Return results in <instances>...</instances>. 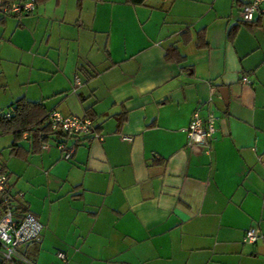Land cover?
<instances>
[{
	"label": "crops",
	"instance_id": "obj_1",
	"mask_svg": "<svg viewBox=\"0 0 264 264\" xmlns=\"http://www.w3.org/2000/svg\"><path fill=\"white\" fill-rule=\"evenodd\" d=\"M33 1L0 8V111L20 98L91 107L102 138L42 156L56 216L17 200L43 224L31 263L63 251L71 264H264V13L241 22L250 0ZM210 100L211 147L190 146ZM57 221L74 228L56 237ZM251 226L261 237L245 243Z\"/></svg>",
	"mask_w": 264,
	"mask_h": 264
},
{
	"label": "built area",
	"instance_id": "obj_2",
	"mask_svg": "<svg viewBox=\"0 0 264 264\" xmlns=\"http://www.w3.org/2000/svg\"><path fill=\"white\" fill-rule=\"evenodd\" d=\"M35 7L33 0L0 2V8L4 14H24ZM264 13V0H250L239 9L241 21L252 22L255 16ZM242 81L248 83L246 77ZM75 84L79 79L75 78ZM6 116L9 113L6 112ZM217 117L213 110L211 100L205 116H201L198 110L192 114L191 121L186 127L187 144L200 146L206 149L211 147L214 140ZM47 123L55 132L72 136L73 142L65 143L62 140H53L54 145L61 152L64 159H69L75 151V144L79 136L92 134L94 138L101 139V135L94 130V124L85 116L66 115L60 110L52 108L47 115ZM48 143L42 145V149L48 148ZM8 176L0 170V264L16 261L32 264L24 252L28 245L40 240L43 224L39 218L29 210H21L17 203V194L11 196L8 187ZM261 237L259 228L251 226L246 229L243 242L254 243ZM60 264H71L67 254L63 251L56 252Z\"/></svg>",
	"mask_w": 264,
	"mask_h": 264
},
{
	"label": "rangeland",
	"instance_id": "obj_3",
	"mask_svg": "<svg viewBox=\"0 0 264 264\" xmlns=\"http://www.w3.org/2000/svg\"><path fill=\"white\" fill-rule=\"evenodd\" d=\"M12 135L0 134V168H4V173L8 176V183L11 185L12 193L17 194V200L23 203L31 204V208L36 207L43 214L50 213L56 216L61 203L50 202L53 195H58L56 188L51 190L47 180L54 174L52 166H49L47 157H43L48 149H55L53 139L48 141L49 147L45 150L25 156H17L11 152ZM25 145L26 142L22 141ZM57 148V147H56ZM62 160L63 156L61 154ZM43 159V160H42ZM7 183V185H8ZM58 188V187H57ZM60 188V187H59ZM42 215V214H40ZM71 225V227H70ZM74 228L69 222H56L54 236L59 237L65 233H70ZM50 252H54V248H48Z\"/></svg>",
	"mask_w": 264,
	"mask_h": 264
},
{
	"label": "trees",
	"instance_id": "obj_4",
	"mask_svg": "<svg viewBox=\"0 0 264 264\" xmlns=\"http://www.w3.org/2000/svg\"><path fill=\"white\" fill-rule=\"evenodd\" d=\"M128 2L137 5L143 4L145 0H127ZM6 3L7 1H3ZM250 24L252 22H244ZM200 34L199 36H201ZM205 44V43H204ZM200 44L199 45H204ZM49 108L42 102H32L24 98H20L13 103L12 109L6 112L0 111V134L12 135L11 152L17 156H25L29 154H36L42 150V145L45 142L53 140H62L65 143L73 142L72 136L63 135L60 132H55L47 123V115ZM85 116L92 120L93 113L91 107L85 108ZM94 130L97 128L94 125ZM94 139L92 134H84L79 136V139L74 142L75 146L83 141ZM52 140V141H53ZM25 141L28 146L21 144ZM1 155V151H0ZM4 172V168H0Z\"/></svg>",
	"mask_w": 264,
	"mask_h": 264
},
{
	"label": "water",
	"instance_id": "obj_5",
	"mask_svg": "<svg viewBox=\"0 0 264 264\" xmlns=\"http://www.w3.org/2000/svg\"><path fill=\"white\" fill-rule=\"evenodd\" d=\"M221 98L223 99L224 103L227 104L228 102V93H227V88L226 87H221L218 89Z\"/></svg>",
	"mask_w": 264,
	"mask_h": 264
}]
</instances>
